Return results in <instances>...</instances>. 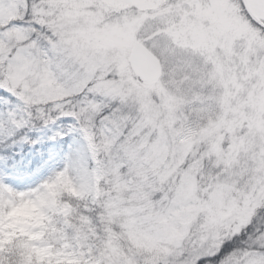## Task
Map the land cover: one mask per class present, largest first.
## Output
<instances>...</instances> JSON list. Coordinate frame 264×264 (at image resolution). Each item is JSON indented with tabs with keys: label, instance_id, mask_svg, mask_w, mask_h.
Wrapping results in <instances>:
<instances>
[{
	"label": "snow or ice",
	"instance_id": "snow-or-ice-1",
	"mask_svg": "<svg viewBox=\"0 0 264 264\" xmlns=\"http://www.w3.org/2000/svg\"><path fill=\"white\" fill-rule=\"evenodd\" d=\"M41 140L0 264H264V0H0V149Z\"/></svg>",
	"mask_w": 264,
	"mask_h": 264
},
{
	"label": "rangeland",
	"instance_id": "rangeland-1",
	"mask_svg": "<svg viewBox=\"0 0 264 264\" xmlns=\"http://www.w3.org/2000/svg\"><path fill=\"white\" fill-rule=\"evenodd\" d=\"M68 151V145L51 146L46 140H41L35 147L31 145H17L10 149H0V176L4 182L18 190H27L46 179L55 168L63 166V157ZM55 154L51 163L41 171H33L29 166L41 156ZM23 181H27L22 183Z\"/></svg>",
	"mask_w": 264,
	"mask_h": 264
},
{
	"label": "clouds",
	"instance_id": "clouds-1",
	"mask_svg": "<svg viewBox=\"0 0 264 264\" xmlns=\"http://www.w3.org/2000/svg\"><path fill=\"white\" fill-rule=\"evenodd\" d=\"M30 211H31V209L29 207H25V208L20 210V214H27Z\"/></svg>",
	"mask_w": 264,
	"mask_h": 264
},
{
	"label": "bare ground",
	"instance_id": "bare-ground-1",
	"mask_svg": "<svg viewBox=\"0 0 264 264\" xmlns=\"http://www.w3.org/2000/svg\"><path fill=\"white\" fill-rule=\"evenodd\" d=\"M24 182H27V181H23L22 183H24Z\"/></svg>",
	"mask_w": 264,
	"mask_h": 264
}]
</instances>
